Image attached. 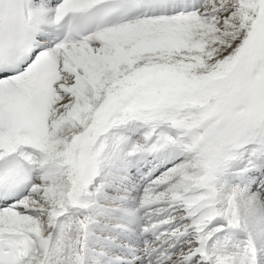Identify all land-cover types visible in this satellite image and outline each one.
<instances>
[{"label": "snow or ice", "instance_id": "6c2138e0", "mask_svg": "<svg viewBox=\"0 0 264 264\" xmlns=\"http://www.w3.org/2000/svg\"><path fill=\"white\" fill-rule=\"evenodd\" d=\"M0 264H264V0H0Z\"/></svg>", "mask_w": 264, "mask_h": 264}]
</instances>
